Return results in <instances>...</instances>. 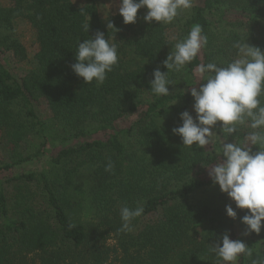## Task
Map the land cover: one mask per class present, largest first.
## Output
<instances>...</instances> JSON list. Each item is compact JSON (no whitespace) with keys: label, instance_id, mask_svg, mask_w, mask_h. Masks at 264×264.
I'll list each match as a JSON object with an SVG mask.
<instances>
[{"label":"trees","instance_id":"trees-1","mask_svg":"<svg viewBox=\"0 0 264 264\" xmlns=\"http://www.w3.org/2000/svg\"><path fill=\"white\" fill-rule=\"evenodd\" d=\"M96 2L0 0V132L11 152L0 174L39 159L50 141L66 144L41 171L0 180V264H109L112 255L118 264H221L210 246L225 232L251 248L252 256H241L237 264L264 259V228L245 236L241 218L247 210L236 209L211 179L192 175L216 158L184 146L172 132L182 124L183 111L195 117L190 91L199 87L193 75L199 65L226 66L238 58L237 42L264 51V0H192L171 23H145L139 10L131 25L119 13L103 21ZM18 20L30 27L37 45L33 67L23 77L11 67L27 60L14 34ZM195 24L207 37L204 62L197 56L171 72L169 95H153V71L167 72L163 61ZM97 31L116 44L119 61L102 84H85L71 65L78 43ZM40 99L47 103V118L37 112ZM134 116L132 126L120 128ZM240 127L230 142L245 143L251 129ZM213 131L220 135L213 145L220 152L223 134L219 125ZM29 138L38 148L23 156L19 146ZM78 139L85 141L67 145ZM109 161L111 172L105 170ZM5 183H12L11 197ZM229 204L237 211L234 220L224 210ZM138 205L144 212L132 221L133 230L118 231L120 209ZM160 211L161 222H140Z\"/></svg>","mask_w":264,"mask_h":264},{"label":"clouds","instance_id":"clouds-1","mask_svg":"<svg viewBox=\"0 0 264 264\" xmlns=\"http://www.w3.org/2000/svg\"><path fill=\"white\" fill-rule=\"evenodd\" d=\"M192 0H119V15L125 25L137 22V13L146 9L143 17L145 23L153 21L171 23L179 10L192 7ZM89 32V23L82 25ZM109 28H115L108 23ZM199 24L191 27L187 37L177 42L174 49L163 61L167 72L159 68L152 73L150 91L155 96L169 95V79L171 72H179L186 64L191 63L207 44V37L202 34ZM238 58L219 66L216 63L201 64L198 73L203 82L199 87H192L190 95L194 99L195 117L185 110L180 114L182 124L172 129L184 146L203 149L212 142L213 136H220L213 129L218 125L223 134L224 143L221 155L208 169V175L220 191L235 203L236 209L247 210L241 218L246 226L245 236L259 234L264 228V51L257 46H250L245 41L237 42ZM76 62L71 70L85 84L93 81L102 84L107 73L118 64L119 57L115 43L106 39L104 33L97 31L94 37L78 43L75 52ZM247 125L251 131L247 133L245 143L229 141L240 126ZM259 146L257 151L247 145ZM114 164L109 161L105 170L111 172ZM226 215L236 219L237 211L231 204L226 205ZM144 212L142 205L135 208L124 206L120 209L122 221L120 232H131L132 221ZM73 227V225H69ZM221 264H237L241 256H252V251L243 240L230 239L228 232L220 238V242L210 246ZM252 264H264V259H254Z\"/></svg>","mask_w":264,"mask_h":264},{"label":"rangeland","instance_id":"rangeland-1","mask_svg":"<svg viewBox=\"0 0 264 264\" xmlns=\"http://www.w3.org/2000/svg\"><path fill=\"white\" fill-rule=\"evenodd\" d=\"M2 4L5 6L10 5L8 1H3ZM96 5H97L99 16L101 17V19L103 21H106L108 18L119 13V2H118V0H97ZM140 12L142 13V19H143V17H144L143 15H144V13H146V11L144 9H141ZM230 13L235 14V12H230ZM227 19L229 21H234L232 18L227 17ZM14 34L24 44V46L27 50V60L22 62V63H19L18 65L11 62V67H13L14 72L16 73V75L18 77H23L33 67V59H34L35 53L37 52V45H36V41H35L34 34H33L32 30L22 20H18L15 22ZM203 52H204V50L202 47V49L200 50V52L198 54V57L202 62H204V53ZM197 69H195L193 75H194L196 83L198 84L202 81V78L200 77ZM36 109H37L38 114L42 118H47L49 116L47 103L43 99H40L38 101ZM135 121H136V117L134 116V117L126 120L125 122H122L120 125V128H129L130 126H132L134 124ZM240 129L242 131H246L247 129H249V127L247 125H245V126H241ZM103 136H105V135H102V137ZM216 139L217 138L215 136H213L212 142L209 145L205 146L203 148V150L205 151L206 155H209L210 157L216 158L215 160L217 161L219 156L221 155L220 154L221 151L219 152L218 149L217 148L215 149L213 146ZM88 140H91V138H89ZM84 141H85L84 139L72 140V141H69L67 143V145L74 147V146H77V145L83 143ZM219 141H220L219 145L222 147L224 140L222 138H219ZM64 145L66 146V144H63V145L60 144L59 141L48 142V144L46 146V152H45V154H43L42 157H40L39 159L38 158L33 159V160L28 161L26 163H23L21 165L15 166L11 170H9L8 172L1 173L0 174V180L4 181V180L11 178L13 176H18L21 174L41 171L42 169L45 168V165H46V162L48 160L49 155L55 154L56 151ZM37 148H38V142H35V140L29 138L26 142L20 143L19 151L23 156H27V155L34 153ZM10 156H11V152H10L9 148L6 147L5 141L2 138V132H0V163H9L10 162ZM214 163H212L209 166H205V165L198 166L197 168H195V170L192 174L193 177H195L196 179H210V177L208 175V169L207 168H210ZM5 189H6V192L8 193V197H11L12 193L14 192V188L12 186V183H8V184L5 183ZM225 208H224V210H225ZM225 212H226V210H225ZM163 218H164V214L162 211H160V212L151 213L149 215L142 217L140 219V222L142 223V225H153L155 223L161 222L163 220ZM238 234H240L239 231H238ZM241 240H243L245 242V239H241ZM108 245L111 248H114L115 243L113 240H109ZM109 264H118L117 259L115 258V255H112Z\"/></svg>","mask_w":264,"mask_h":264}]
</instances>
